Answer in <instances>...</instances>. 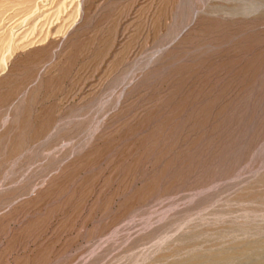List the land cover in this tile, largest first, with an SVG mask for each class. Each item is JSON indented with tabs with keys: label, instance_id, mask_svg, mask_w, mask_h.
I'll return each instance as SVG.
<instances>
[{
	"label": "rangeland",
	"instance_id": "obj_1",
	"mask_svg": "<svg viewBox=\"0 0 264 264\" xmlns=\"http://www.w3.org/2000/svg\"><path fill=\"white\" fill-rule=\"evenodd\" d=\"M0 264H264V0H0Z\"/></svg>",
	"mask_w": 264,
	"mask_h": 264
}]
</instances>
